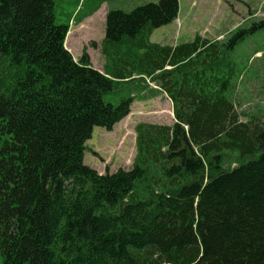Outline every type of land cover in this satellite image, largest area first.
I'll return each mask as SVG.
<instances>
[{"label":"trees","instance_id":"trees-1","mask_svg":"<svg viewBox=\"0 0 264 264\" xmlns=\"http://www.w3.org/2000/svg\"><path fill=\"white\" fill-rule=\"evenodd\" d=\"M104 2L59 22L54 0H0V264H264V111H238L234 57L264 19L169 46L150 37L177 0L110 8L100 72L64 42ZM162 95L174 122L136 124L130 169L84 165L94 127Z\"/></svg>","mask_w":264,"mask_h":264},{"label":"rangeland","instance_id":"rangeland-1","mask_svg":"<svg viewBox=\"0 0 264 264\" xmlns=\"http://www.w3.org/2000/svg\"><path fill=\"white\" fill-rule=\"evenodd\" d=\"M56 16L63 22L61 13H77L85 10L94 0H54ZM158 0H105L99 10L79 25L71 24L64 46L77 62L83 50L91 66L102 71L104 57L102 41L105 35L107 11L131 8ZM178 15L172 23L155 29L150 41L160 45L174 46L189 42L195 34L210 40H224L229 32L241 26L248 28L251 21L264 19V0H177ZM131 3V4H130ZM61 18V19H59ZM254 52H259L253 55ZM236 63L242 71L241 84L235 95L238 111L249 113L264 111V33L256 32L241 42L234 53ZM123 97L126 92L122 93ZM120 94H111L113 101ZM245 121L244 118L240 119ZM140 122L171 125L173 115L170 101L164 96L134 101L130 114L114 125L111 131L94 127L92 136L86 141L84 165L99 174L114 173L117 169L131 168L135 156L134 128Z\"/></svg>","mask_w":264,"mask_h":264}]
</instances>
